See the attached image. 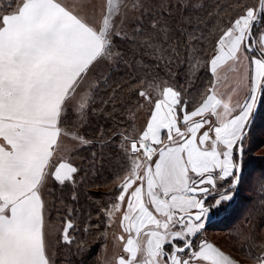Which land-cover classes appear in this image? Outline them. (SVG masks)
<instances>
[{
	"label": "snow or ice",
	"instance_id": "obj_1",
	"mask_svg": "<svg viewBox=\"0 0 264 264\" xmlns=\"http://www.w3.org/2000/svg\"><path fill=\"white\" fill-rule=\"evenodd\" d=\"M189 6L179 0H0V264H56L46 184L77 183L81 169L65 153L69 144L77 150L93 145L81 132L103 111L96 94L108 84L106 73L122 61L129 67V45L177 54L163 45L191 23L180 11ZM262 21L264 0L239 5L212 54L203 64L190 63L193 75L209 77L195 102L184 98L187 88L160 80L158 65L135 78L137 107L147 106L148 118L139 131L112 137L119 140L125 174L103 210L110 221L120 213L127 234L116 237L126 255L115 264H241L194 238L205 229L208 210L198 197L206 186L240 183L249 118L264 97V32L253 34ZM77 198L73 191L71 199ZM230 199L221 195L216 204ZM73 228L67 219L58 236L64 245L74 243ZM247 258L264 264V245Z\"/></svg>",
	"mask_w": 264,
	"mask_h": 264
},
{
	"label": "trees",
	"instance_id": "obj_2",
	"mask_svg": "<svg viewBox=\"0 0 264 264\" xmlns=\"http://www.w3.org/2000/svg\"><path fill=\"white\" fill-rule=\"evenodd\" d=\"M250 2L252 0H199L195 5L189 4L186 12L183 8L180 11L181 19L190 17L191 23L183 26L181 35L174 32L171 39L163 45L165 49H176L177 54L170 51L154 54L129 45L132 50L125 57L129 67L126 68L123 61L113 65L108 75V84L102 86L96 94V104L103 111H98L91 117L82 130V135L92 140L93 145L74 151V155L79 159L76 167L81 169L76 177L77 183L73 185L66 182L64 186L54 183L52 186L51 218L60 216L63 222L71 219L74 224L69 234L75 241L71 246L59 242L58 264H102L100 259L109 225V219L103 215V210L109 208L114 196L119 194L118 185L125 174L124 156L117 147L119 140L112 137L119 132L133 133L131 129L134 128L133 121L138 104L134 89L139 85V80L135 78L144 75L145 67L155 72L158 65L160 70L157 75L160 80L187 88L188 92L184 98L197 101L199 95L196 94L202 90L209 77L206 71L193 75L189 71L187 56L205 59L213 50L214 41L221 34V28H225L238 14L239 5ZM172 13L176 15L175 8ZM263 24L264 21L255 25L254 35L258 33L257 28ZM160 55H163V60L157 58ZM166 60H171L167 67ZM117 85H120V89L113 93L111 89L117 88ZM103 100L110 102L104 104L101 102ZM249 130V136L254 135L255 141L245 145L240 183L235 188L223 192L234 190L235 193L229 212L216 215L204 229L222 233L224 237L228 234L232 240L230 242L237 249L232 248V251H229L216 238L209 235L208 238L242 262H255L247 257L254 256L255 251H261V246L264 245V187H261V181L264 180V154L253 153L255 147H264V97L259 102ZM93 152L96 153L95 158L92 156ZM81 176L85 177L82 182ZM73 191L78 197L75 201L71 199ZM210 198L211 195L208 199ZM69 208L73 210L71 216L67 213ZM85 227H89L87 233L83 231ZM203 231L194 238L196 242L207 236ZM78 247L82 250L78 251Z\"/></svg>",
	"mask_w": 264,
	"mask_h": 264
},
{
	"label": "rangeland",
	"instance_id": "obj_3",
	"mask_svg": "<svg viewBox=\"0 0 264 264\" xmlns=\"http://www.w3.org/2000/svg\"><path fill=\"white\" fill-rule=\"evenodd\" d=\"M179 1L182 2V5H189V4L195 5L199 2V0H179ZM86 2H91V0H86ZM114 3H119V0H114ZM165 3H167V0H165ZM172 3L173 4L176 3V0H172ZM250 3H252V2H250ZM263 27H264V24L262 25V27L257 28V32L258 33L264 32ZM223 29L224 28H221V31ZM218 38H219V36H218ZM216 41H214V42L216 43ZM212 52H213V50H211L209 52L208 56H210L212 54ZM187 61H188V64L195 63V61H199L201 64H203L204 59L195 58L193 56H189V57L187 56ZM110 70L111 69L108 70L106 75H109ZM199 72L200 71H197L195 73V75L198 74ZM196 95L198 96L199 93H197ZM148 112H149V108L147 106L137 107V110L135 113L136 118L133 121V127L134 128H132V129L130 128L133 131V133L136 131H139L141 129V127L144 125L146 119L148 118ZM81 135H82V132H81ZM164 136H166L165 133H164ZM254 141H255V136L250 135L245 140V145L248 146L249 144H252ZM76 150L77 149L72 148V146L69 144L68 145V151L65 153V156L68 159V161L73 163L74 166L78 165V163H79V159L74 155V151H76ZM253 153L254 154H264V147H259V146L255 147V150ZM54 183H56V182L49 181L46 184V186L44 188V198L47 202V210H46V217L45 218H46V223H47L48 228H49L50 250L53 254V259L55 260L56 264H58L59 263L58 260L60 258V256H59L60 253L57 249L59 246V242H60V240H58V236H59L60 232H62L65 222H63V220L60 216H58L56 219L55 218L53 219V218H51V215H50L51 214V212H50L51 211V205L53 202L51 192L53 191L52 186L54 185ZM228 183L230 185L231 182L230 181L218 182L215 188H212L211 186H209L210 191H212V193L214 195H211L212 198L208 199L206 202V204L209 203V205H211L210 210L208 211V214H207V219L210 218L213 213L218 215V214H221L223 212H229L230 205H231L230 204L231 199L233 198L235 193H234V190L223 193V192H225V190H227L226 188H227ZM224 185L226 186L225 188L223 187ZM222 194L231 196V199L222 201L219 205H217L216 201L220 199ZM108 222H109L108 223L109 224L108 229L106 230V233H105V238H106L105 239V245L102 249V254H101V259H100L102 261V264H114L115 263L114 258H116L120 255L119 252L121 250V242L116 239V237L118 236L117 233L120 231L119 230V224H118L117 220L116 221H112V220L110 221L109 220ZM208 229H209V227H208ZM262 233L264 234V231H262ZM203 234H205V236L209 235L210 237L216 238V240L217 241L219 240V242L221 244H223L225 247H227V249H229V251H232L231 250L232 248L237 249V247H235L232 244V242H230L232 240H230V237L228 234L224 237L223 235H221L222 233L217 234L213 231H208V230H204ZM260 253H261V251H259V252L255 251L254 256L257 254H260Z\"/></svg>",
	"mask_w": 264,
	"mask_h": 264
},
{
	"label": "crops",
	"instance_id": "obj_4",
	"mask_svg": "<svg viewBox=\"0 0 264 264\" xmlns=\"http://www.w3.org/2000/svg\"><path fill=\"white\" fill-rule=\"evenodd\" d=\"M263 28H264V27H263ZM164 133H165V131L162 130V136H164ZM165 134H166V133H165ZM222 195H223V194H222ZM119 216H120V213H117V214L113 217L112 221H116V220H117V222H118V224H119V219H118ZM119 230H120V231L117 233L118 236H119V235H125V236L127 235V234H125V233L122 232L120 226H119ZM202 239H206V240H208L210 243H213L214 245H216L217 247H219L223 252H225V254L231 256L233 259L238 260L234 255L230 254V252L226 251V250L223 249L221 246H219L218 243H216L215 241L209 239L208 236H206V237H202ZM202 239H201V240H202ZM199 241H200V240H199ZM197 243H199V242H197ZM121 244H122V242H121ZM119 254H120V255H122V254H123V255H126V254L123 253V251H122V247H121V250H120ZM239 261H240V260H239ZM240 262H241V264H255L254 262H242V261H240ZM114 264H115V263H114Z\"/></svg>",
	"mask_w": 264,
	"mask_h": 264
},
{
	"label": "water",
	"instance_id": "obj_5",
	"mask_svg": "<svg viewBox=\"0 0 264 264\" xmlns=\"http://www.w3.org/2000/svg\"><path fill=\"white\" fill-rule=\"evenodd\" d=\"M258 106H259V103L257 104L256 108L254 109L252 115H251L250 118H249V125H248V128H249V129H250L251 125H252V122H253V119H254L255 114H256V112H257ZM206 187H208L209 190H210V187H209V186H206ZM228 189H232V188H231V183H230L229 186H227V190H228ZM210 195H211V194H210V192L208 191L207 193L200 194V197H199V198L202 199V200H205V199H206L208 196H210ZM210 206H211V205H204V207H205L208 211H209V209H210ZM208 211H207V214H208ZM215 218H216V214L214 213V214L211 215L210 218H208L207 220H205V226H206L209 222L213 221Z\"/></svg>",
	"mask_w": 264,
	"mask_h": 264
},
{
	"label": "flooded vegetation",
	"instance_id": "obj_6",
	"mask_svg": "<svg viewBox=\"0 0 264 264\" xmlns=\"http://www.w3.org/2000/svg\"><path fill=\"white\" fill-rule=\"evenodd\" d=\"M209 192H210V194L214 195V194L212 193V191L209 190ZM199 197H200V196H199ZM199 197H198V198H199ZM209 197H210V196H208V197L204 200V201H205L204 205H209V203L206 204V200H207ZM209 210H210V209H209Z\"/></svg>",
	"mask_w": 264,
	"mask_h": 264
}]
</instances>
